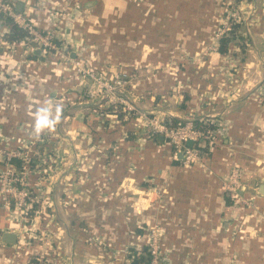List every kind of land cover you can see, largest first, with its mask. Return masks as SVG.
<instances>
[{
    "label": "crops",
    "instance_id": "0c3cea01",
    "mask_svg": "<svg viewBox=\"0 0 264 264\" xmlns=\"http://www.w3.org/2000/svg\"><path fill=\"white\" fill-rule=\"evenodd\" d=\"M37 1L22 5L46 28L54 16ZM253 1L249 46L231 40L221 53L213 40L218 0H71L64 34L84 39L110 69L139 72L128 85L132 110H97L63 60L0 50L1 147H24L38 134V110L48 108L55 119L59 108L61 125L39 132L65 137L48 139L46 147L63 166L60 181L53 176L42 186L49 231L36 249L46 250L48 264H130V250L146 243L150 226L163 233L173 264H264V0ZM176 40L181 46L170 48ZM169 53L201 54L205 62L144 78ZM227 56H238L236 68L225 67ZM13 70L19 83L7 82ZM147 111L157 113L147 117ZM193 117L219 124L218 144L201 151L204 168L184 165L162 136L146 133L149 120ZM233 166L242 170L241 194L251 200L242 209L231 206L223 185ZM157 189L164 191L160 200ZM5 231L16 234L15 243L3 242ZM18 232V220L0 202V264H40L18 249Z\"/></svg>",
    "mask_w": 264,
    "mask_h": 264
},
{
    "label": "built area",
    "instance_id": "2783aa9c",
    "mask_svg": "<svg viewBox=\"0 0 264 264\" xmlns=\"http://www.w3.org/2000/svg\"><path fill=\"white\" fill-rule=\"evenodd\" d=\"M44 1L48 2L49 0H38L36 2L37 6L42 8L43 12L46 11L47 14L51 11V14L54 16L50 19L49 26L46 28L38 24V19L35 20L32 18L31 8H24L22 5L21 10H16L15 1L0 0V50L6 55H16L17 51H19L21 53V59H25L37 51L43 56L48 54L57 55L70 65L79 80L82 81L85 76L92 79V84L96 86V89L90 92V95L91 97L92 95L99 97L100 101H94L95 98H91L89 102L108 101L114 106L112 111H116L119 104L124 105L122 107L123 110H125V106H127L128 110H131L132 108L125 104L121 96L116 95V92L119 93V85L122 80L106 79L99 73L91 72L89 67H86L82 61L66 55L70 54V52L67 47H63L62 41L57 40L59 37H62V39L65 37L64 31L62 30L64 29V21L70 9V0L62 1L57 7L45 6L47 2L45 3ZM13 24L19 26L24 32L22 38L15 40L8 38V35L12 32L11 28ZM12 74L15 76L10 77V81L7 82L14 81V83H19L15 81L16 76L18 77L15 70H13ZM11 78H14V80H11ZM261 93H264V81ZM104 94L107 97H104ZM194 120V117L188 118L183 123L176 125L166 124L164 119L149 120L145 123L147 127V124L150 126V129L148 127L146 133L152 132V134L157 133L162 136L165 142L172 147L174 154L178 153L181 156L184 165L188 166L193 163H198L204 168V164L201 162V150L195 144L201 139L207 140V145L210 148L218 144L217 126L219 124L217 122L213 123L212 120L206 118H199L203 123L212 122L214 125L216 124V128L203 131L193 124ZM45 135L47 134L45 133ZM40 139L37 138L36 142L38 143ZM188 141H192V143L189 145ZM36 142L32 141L27 145L25 144L24 147L15 149H7L0 146V160L5 165L0 174V202L2 207L10 211L14 216L26 214L28 208L32 207L36 201L35 196H33L32 191L27 186V176L30 173L33 158L37 160L43 159L41 155L45 153L39 144L35 145ZM46 155H48V159L47 161L43 159L45 163L52 159L48 153ZM13 158H19L21 160L20 167L12 163L11 160ZM34 165L37 167L41 164L36 162ZM36 167H34V170ZM223 185L231 206H238L242 209L244 206L251 204V200L241 194L244 182L243 172L240 168L233 166L229 174L224 178ZM157 191V199L160 200L164 191L162 189H157ZM148 229L149 239L146 243L147 246L145 245L143 248L146 247V251L150 254L148 264H157L159 261L158 228L157 226H150Z\"/></svg>",
    "mask_w": 264,
    "mask_h": 264
},
{
    "label": "rangeland",
    "instance_id": "374dc122",
    "mask_svg": "<svg viewBox=\"0 0 264 264\" xmlns=\"http://www.w3.org/2000/svg\"><path fill=\"white\" fill-rule=\"evenodd\" d=\"M62 1H68V0H62ZM71 1V0H70ZM75 2V1H73ZM219 2V18H217V24L215 26V32L213 35V40L214 42L216 40H218L220 38V36H222V34H232L233 36V41L235 42V45L232 44L233 46H238L243 43V40L245 42V44L247 43V47L249 46V41L247 42V35L250 34V27H251V23L253 21V18L256 14V2H254L253 0L247 1V0H218ZM78 9V8H77ZM73 10V8H70L69 11L71 12ZM253 16V17H252ZM252 17V18H251ZM255 19V18H254ZM68 23L69 21L66 19L64 24H65V29L68 28ZM238 24V26L236 25ZM232 29V31L230 32L229 29ZM65 29H63L62 31H65ZM69 30V29H68ZM70 31V30H69ZM71 33V32H69ZM74 34V33H73ZM67 33L65 34V37L62 39V37H59V39L62 41L63 43V47L68 49V51L70 52V54H66L69 55L70 57L75 58L76 60H80L84 63V65L86 67H89V69L91 70V72L93 73H99L102 75V77L106 78V79H120L122 80L121 84L119 85V93L116 92V95H120L121 98L125 101V104L128 105L129 107H131L132 109H134V107L131 105V101H132V93L129 91V82H131V80L133 78H136V75L139 74V72H130L127 71V69L125 68H120L117 70H112L110 69L109 66H106V63L109 64L108 61L103 62L102 64L99 62V60H97V57L94 55L93 51L90 49V46L88 44H86V42L83 43L82 38H74L73 35L70 36H66ZM77 35V33H76ZM249 38V35H248ZM212 40V41H213ZM59 41V42H60ZM107 41V40H106ZM178 40H176L173 43H170L171 47L170 48H176L177 46H181L179 45L180 43L177 42ZM116 42H120V39H116ZM244 44V45H245ZM72 52L74 53V55L72 56ZM41 55V54H40ZM43 56V55H42ZM46 56H52L55 58L60 59L57 55H52V54H48ZM230 57V59H229ZM227 56L225 57V59L223 60V64L225 65V67H233L238 64V56ZM169 59L166 60V62H163V64H161V66L159 67H148V69L144 72L143 76L146 79H150L156 76L157 72H155L156 70H159L160 68H166L167 67H171L172 65L174 66L175 69V73H178L180 71L179 67H183L185 64L187 65H196V66H200L201 64H204V55L201 54H195V55H190V54H174V53H169ZM62 60V59H60ZM109 60V59H108ZM64 61V60H63ZM66 62V61H65ZM180 64L182 66H180ZM172 66V67H173ZM109 67V68H108ZM183 77L186 81L187 84H189V76L186 73V71L183 70ZM210 74V73H208ZM212 74H214L212 72ZM77 74L75 73V78L76 80H78L79 82L83 83L85 86V90L86 93L89 95L90 98H95L94 101H100L99 97H95L94 95H90V92L94 91L96 89V86L94 84H92V79L88 76H85L82 81L79 80L78 76H76ZM177 75V74H176ZM177 78V77H176ZM179 81H181V78L178 79ZM264 81V77L263 80H261L260 83H263ZM179 87L181 86H176V87H171L172 91H174L175 93L178 92ZM219 91L221 90V88H218ZM210 97H212V94H209ZM264 97V93L263 95H261V97ZM104 97H107L106 94H104ZM103 97V98H104ZM84 104V103H82ZM89 104H92V106L96 107L97 110H100V106L101 108H105L103 110H108V111H112L114 109L113 104L109 103L108 101H104V102H91ZM124 104V103H123ZM122 104L118 105V108L116 111H112V112H118L119 110H122L120 108ZM124 106V105H122ZM120 108V109H119ZM131 109V110H132ZM127 106H125V110L126 111ZM87 111V108H86ZM157 112L155 111H147L146 116L149 117L148 115L150 114H155ZM61 125V120L60 118H58V120H56L55 124H54V128L56 130V128L58 126ZM37 138H41L40 141H38V143L36 142ZM55 139L59 142H64L65 141V137L62 135H55L54 136H48L42 133H38L36 134L32 140L35 141V145L39 144L40 148L43 149L45 151V153H43L41 155V158L45 159L47 161L48 159V155H46L47 152V144L49 142L48 139ZM28 142V143H30ZM27 143V144H28ZM26 144V145H27ZM43 159H39L37 160L36 158H33V163L31 164L30 167V173L27 176V182H28V188L32 191L33 196H35V202L33 203L32 207L28 208V211L26 214H22V215H18L16 217V219L19 222V239L17 241V245L19 246L18 249H20V251H22V254L26 255L27 257H31V259H36L37 258V262H39L40 264H48V262L46 261V257H47V253L46 250L44 248H40L39 250L36 249V246L39 244V242H44L47 239V233L46 231H49V229L47 228L46 224H45V218L47 217L46 214V200L45 198L42 199L44 197V193L43 190L45 189V187H47V183L51 181H49L51 179V177L55 176L54 179L56 180H61L62 176V172L61 170H63V166H62V162L59 160H55V159H51L49 160L47 163L44 162ZM38 162V164H41L39 166H35L34 163ZM4 164H3V168H4ZM34 167L35 170H34ZM2 168V169H3ZM2 170H0V174H1ZM46 183V184H45ZM59 183L60 185L62 184L61 182H56ZM45 187H42L44 186ZM162 199V197H161ZM154 227V226H152ZM149 228V227H148ZM159 238H158V246H159V261L157 264H173L172 261L170 260V258L168 257V253L165 252L164 247L162 246V238H163V233L161 231H159ZM145 237H146V243L149 239V229H146L145 232ZM146 243L143 245L145 246ZM143 246H138L137 248H135L137 251H143ZM147 246V245H146ZM38 248V247H37ZM37 250L36 254L35 251ZM19 254L21 252H18ZM17 253L16 256H18L19 254ZM38 255V256H37ZM15 256V255H14Z\"/></svg>",
    "mask_w": 264,
    "mask_h": 264
},
{
    "label": "trees",
    "instance_id": "16d2710c",
    "mask_svg": "<svg viewBox=\"0 0 264 264\" xmlns=\"http://www.w3.org/2000/svg\"><path fill=\"white\" fill-rule=\"evenodd\" d=\"M70 18H68V21ZM8 21V20H7ZM10 22V21H9ZM238 26V24H236ZM12 32L11 34L8 35V38L10 40H15V39H20L22 38V36L24 35V32L22 31V29L13 24L12 28H11ZM229 31L231 32L232 29L230 28ZM233 40V36L232 34H223L222 36H220L219 38V45H218V50L221 53H224L227 51L229 42ZM166 124H171V125H176V124H181L183 123V121H174L173 119L171 120H167L165 121ZM193 124L201 129V130H205V131H209L215 128V125L210 122V123H203L201 120L199 119H195L193 121ZM152 135V137H155L156 139L159 138V136L155 133L150 134ZM196 147H198L201 151H206V148L209 147V145H207V140H199L198 142H196ZM12 163L17 166L20 167V159L19 158H13ZM230 202V200H229ZM129 257L131 258V263L130 264H148L149 260H150V254L149 252L146 251V247L143 248V251H137L136 249L132 248L129 252Z\"/></svg>",
    "mask_w": 264,
    "mask_h": 264
},
{
    "label": "clouds",
    "instance_id": "9594fccd",
    "mask_svg": "<svg viewBox=\"0 0 264 264\" xmlns=\"http://www.w3.org/2000/svg\"><path fill=\"white\" fill-rule=\"evenodd\" d=\"M56 112V118L51 119V112L48 108L39 109L36 116L35 131L39 133L46 127H53L56 120L59 118V108H57Z\"/></svg>",
    "mask_w": 264,
    "mask_h": 264
},
{
    "label": "water",
    "instance_id": "95a60500",
    "mask_svg": "<svg viewBox=\"0 0 264 264\" xmlns=\"http://www.w3.org/2000/svg\"><path fill=\"white\" fill-rule=\"evenodd\" d=\"M22 4H23V0H17V2L15 3V8L16 10H21L22 8ZM74 55V53L72 52V56ZM192 143V141H188V144L190 145ZM264 186H262L263 188ZM2 240L3 242L6 243H15L16 242V234L10 231H5L2 234Z\"/></svg>",
    "mask_w": 264,
    "mask_h": 264
}]
</instances>
